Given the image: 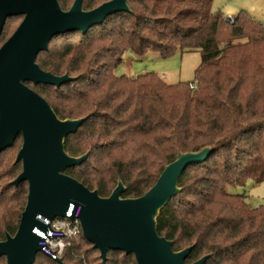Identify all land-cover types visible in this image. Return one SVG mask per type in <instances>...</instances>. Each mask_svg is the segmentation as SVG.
Instances as JSON below:
<instances>
[{
	"label": "trees",
	"instance_id": "obj_1",
	"mask_svg": "<svg viewBox=\"0 0 264 264\" xmlns=\"http://www.w3.org/2000/svg\"><path fill=\"white\" fill-rule=\"evenodd\" d=\"M57 1L64 11L73 2ZM106 1L83 0L82 7L88 11ZM213 1L127 0L129 12L109 16L84 34L55 37L37 56L43 71L73 81L26 85L58 119L86 118L65 139L64 150L87 158L65 175L100 197L120 181L122 198H138L178 153L217 147L183 171L180 191L159 212L157 233L172 241L173 251L193 246L185 264L205 255V264H264V205L252 208L245 195L227 192L249 180L264 181V22L243 11L225 16L213 11ZM7 28L0 46L10 37ZM127 51L164 59L198 51L201 63L190 83L169 85L154 73L118 77L114 70ZM16 144L20 137L0 153V241L15 234L26 203L27 184H10L21 171L10 154ZM61 260L136 264L132 255L114 251L102 262L82 234ZM0 264H6L4 257ZM33 264L58 263L37 254Z\"/></svg>",
	"mask_w": 264,
	"mask_h": 264
},
{
	"label": "water",
	"instance_id": "obj_2",
	"mask_svg": "<svg viewBox=\"0 0 264 264\" xmlns=\"http://www.w3.org/2000/svg\"><path fill=\"white\" fill-rule=\"evenodd\" d=\"M82 3L73 0L64 11L57 0H0V34L8 18H22L0 46V153L21 138L15 156L21 171L10 184H27L16 232L0 241V257L6 264H33L39 250V237L33 230L46 229L38 217L48 221L58 213L65 217L71 204L80 207L81 234L99 252L102 262L109 251H114L132 255L136 264H185L193 246L173 251L172 241L157 233L156 220L180 191L178 180L183 171L207 160L217 147L178 153L138 198H122L125 187L120 181L109 196L100 197L96 190L65 175L87 158L86 154L70 156L64 150L65 139L86 118L58 119L50 105L26 85L60 87L73 81L66 74L55 76L43 71L37 56L47 51L55 37L84 34L109 16L129 12L127 0H109L88 11L83 10ZM208 258L205 255L191 264H205ZM56 263L62 264V260Z\"/></svg>",
	"mask_w": 264,
	"mask_h": 264
},
{
	"label": "rangeland",
	"instance_id": "obj_3",
	"mask_svg": "<svg viewBox=\"0 0 264 264\" xmlns=\"http://www.w3.org/2000/svg\"><path fill=\"white\" fill-rule=\"evenodd\" d=\"M213 11H220L225 16H233L243 11L250 15L255 21L264 22V0H214ZM21 19H10L7 22L6 33L10 36L20 24ZM201 63L198 51L177 52L170 58H162L156 53H147L136 56L127 51L122 55V63L114 70L118 77L126 76L135 78L137 76L154 73L165 83L176 85L190 83ZM19 145H15L10 154L16 156ZM227 192L233 195H245L246 203L257 208L264 205V181L256 183L247 181L244 187H230Z\"/></svg>",
	"mask_w": 264,
	"mask_h": 264
},
{
	"label": "built area",
	"instance_id": "obj_4",
	"mask_svg": "<svg viewBox=\"0 0 264 264\" xmlns=\"http://www.w3.org/2000/svg\"><path fill=\"white\" fill-rule=\"evenodd\" d=\"M190 88L194 90L195 86L191 85ZM79 213L80 207H74L70 204L65 217H61L59 213L51 221L38 217L39 221L46 225L45 230H33L39 237V241L37 242L39 255L52 261L61 259L63 252L70 246V241L81 234L78 221ZM70 217H73V219L70 220Z\"/></svg>",
	"mask_w": 264,
	"mask_h": 264
},
{
	"label": "flooded vegetation",
	"instance_id": "obj_5",
	"mask_svg": "<svg viewBox=\"0 0 264 264\" xmlns=\"http://www.w3.org/2000/svg\"><path fill=\"white\" fill-rule=\"evenodd\" d=\"M9 19H12V18H8V19L6 20V22H5V24L7 23V21H8ZM5 24H4V26H5ZM3 28H4V27H3Z\"/></svg>",
	"mask_w": 264,
	"mask_h": 264
},
{
	"label": "crops",
	"instance_id": "obj_6",
	"mask_svg": "<svg viewBox=\"0 0 264 264\" xmlns=\"http://www.w3.org/2000/svg\"><path fill=\"white\" fill-rule=\"evenodd\" d=\"M232 16V15H231Z\"/></svg>",
	"mask_w": 264,
	"mask_h": 264
}]
</instances>
